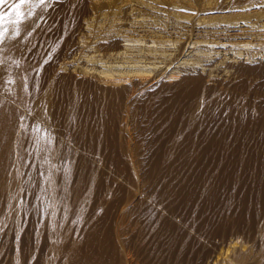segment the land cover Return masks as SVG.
I'll list each match as a JSON object with an SVG mask.
<instances>
[{
    "label": "rangeland",
    "instance_id": "rangeland-1",
    "mask_svg": "<svg viewBox=\"0 0 264 264\" xmlns=\"http://www.w3.org/2000/svg\"><path fill=\"white\" fill-rule=\"evenodd\" d=\"M82 1L87 2L90 6L97 7L86 13L81 6ZM116 1L47 0V2L41 3L43 5L48 4V11L45 12L47 13L45 15L38 8L40 0H33L31 4L25 3L21 6L19 10L22 13L20 23H13L17 20L14 6L19 0H0L3 8H1L0 16L4 17L0 21V30H7L1 45L4 53L0 57V69L2 68V81L5 80V82L0 86L2 92L0 99L4 101L3 103L12 104L11 107H14V109L16 107L22 116L20 119L16 118L15 123H13L15 135H13L11 144V150H13L11 152H14V154L10 157L8 172L5 169L3 173H0V264H69L68 259L79 260L77 263L83 264L85 259L90 257L98 259L99 256L104 258V264H159L162 261L160 258L152 259L149 263V260L146 261L144 257L147 252L152 253L150 258L153 256V251L155 250H153V247H155L156 238L161 233L162 225L158 222H147L142 213V215H138V218H133V216L127 215L124 211V209H132L137 204L140 205V203L148 205L150 208H155V213L160 214V218L164 217L162 222H172L171 225L174 227L175 232L179 229L186 236L192 238V245L186 248V255L183 252L180 254V256L183 257L184 255V257L186 256L189 259L185 260V258L182 261L184 264L185 261H187L186 264H200L199 259L204 254V250L207 251L206 246L208 245L206 243L207 240L201 236H203V233L207 235L206 233L211 229L218 231L220 234L225 230L230 236L233 234L232 237H236L238 241L236 249L229 253V257L225 258L226 264H264V136L260 131L257 132L251 123L249 124L254 108L263 106L264 112V73L255 72L253 75V72L245 75V73L241 72L245 71L246 68L264 67V0H231V4L227 5L228 8L224 7L194 14L190 11H173L158 7V4L153 2V0ZM100 5L104 7L98 8ZM121 11H125V13L121 15ZM178 13L189 17L188 21L191 19L193 21V18L197 16V19H201L206 23L201 25L195 22L196 24L194 23L193 26L192 23L174 19L173 16L178 15ZM142 15L145 17H139ZM166 15H168V18L163 19ZM152 16H163L160 17V20H163L164 24L173 19L177 20L176 23L168 25L169 30L167 34H164L165 37L169 36L172 40L179 37L178 33L183 34L186 30H190V27H193L190 40L192 42H200L197 45H203L204 49L210 48L215 52L217 51L219 55L214 57L215 59L212 61L222 69L225 68L223 71L231 72L228 74L225 72L221 73L223 76L227 75L226 78L224 76V80L226 79L227 81L229 77L232 78L231 80L228 79V82H223V86H219V89L221 88L222 90H218V87L215 88L216 90L213 94L216 93L218 95L217 106L221 108L222 112L211 116V118L209 117V119L208 117H203L201 113L203 106L210 105L213 100H207L208 103L206 101L203 103L202 101L200 104H176L173 107L174 109L170 110H173L172 114L175 119L172 117L166 118V123L163 120L162 122L165 124H161L160 127L153 118L144 117L142 110L149 111L152 108H161V104H155L150 101L158 98V96L172 95L175 89L167 90V92L163 90L156 91L151 94L152 97H149L148 91L150 92L154 88L151 83L142 85L137 90L135 89L134 93L124 99V104L112 105V108H120L125 115L123 120L119 122V133L111 132L110 134L109 132V135L113 139L120 135L123 141L122 147L126 154L120 158L124 160L128 171L130 170L131 183H129L119 177V172L116 170V164H113L112 156L108 155L101 147L104 145H101L96 153L89 150L91 147L89 142L94 133L99 136L101 144L106 141V129L102 126L104 124L92 115L94 104L90 106L87 101L83 103L80 120L69 125L70 128L74 127L75 130L78 128L79 133L76 131L78 141L76 142L72 135L64 131H62L63 133L61 132V121V126L58 124L51 125V122H48L45 117L43 119L39 117L38 112L44 110V107L47 106L52 90V86L48 87V85L50 79L55 80L57 75L66 77L69 80L68 93L78 99L79 92L83 93L84 91L82 87L75 85L74 76L69 75V73L73 71V68L83 69L88 67L90 69V65L83 66L86 61L85 58L94 54L96 46L102 44L105 36L115 31V27L120 26L123 27L120 31H128L129 33H123L124 36L130 35L132 41H136L135 43H138L139 39H143V42H150L154 33H163L162 27L158 26V23H151V21L156 19ZM148 17H150V20ZM134 22L135 25L132 24ZM134 26L136 28H133ZM17 31L19 35H16ZM208 36L213 37L206 38ZM120 40L127 39L122 38ZM165 40L166 38H163L162 41ZM208 40L218 42V44L208 48L206 47ZM120 44L123 46L127 42ZM243 44H246V47H243ZM192 45L193 43L189 45L188 52L192 50ZM170 47L169 45L157 46L156 53H168L170 52ZM122 48V51H125L136 47L123 46ZM139 48L147 51L155 49V47L143 48L140 45ZM188 52L182 58V61L186 59V66L190 64L187 68L206 71L207 67L203 68L200 64L197 65L198 60L197 62L193 61V59H196L193 54L200 56L198 59L202 60L206 59L205 53L203 54L204 57H202V54H195L194 52L188 56ZM125 60H123V63L112 64V66L118 68L117 75L121 73L130 74L134 69H129V67H144L143 64H132L128 62L129 59ZM28 65L34 70V78L36 77V70H39V76L36 80L38 91L35 96L30 94L29 88H27L28 76L25 70ZM230 65H233V68ZM99 66L100 64L97 65V67ZM177 66V64L173 65V68H177ZM145 67L151 71L149 65ZM234 67H237L238 72L235 70L236 74H234ZM173 70L160 69L158 71H160L162 78ZM239 70L241 71L239 72ZM51 71H53V74L50 79L43 78ZM152 72L157 73V71L153 70ZM232 74L234 76H231ZM239 75L242 76L240 77ZM130 78L132 76L122 77L121 79H125L124 84L128 85V79ZM218 91L219 94H217ZM141 104L143 107L140 106ZM107 105L99 104V109H105ZM72 106L73 104H66L68 113L75 115ZM247 114L249 117L246 116ZM29 116L30 121L36 124L34 126H39L44 135H46V132L48 134L44 137H47L46 140L44 139L49 150V153H47L49 156H47H51L57 166L62 162L60 161L61 154H65L67 164L71 163L72 165V174L74 173L72 177L76 179L78 176V178L80 177L84 180V190H80L82 186L79 182L78 194L73 189L66 192L67 199L64 197L63 201L65 202L66 200L64 205L59 203L56 198L58 189L51 184L48 177L49 173L43 175L39 173V162L36 163L37 160H34L36 159L33 158L34 155L30 154L27 161V165L29 163L30 167L33 169L35 167L34 170L32 168L28 169L31 172V174L29 173L30 177L32 176L31 178L25 175L23 168H20L18 164V159L21 155L20 150L26 148L29 144L28 140L22 137L23 124L21 118H28ZM215 117L218 118L216 119ZM213 119L216 120L214 121ZM152 121H155V124ZM83 131L86 133H83ZM88 134H90V137ZM87 136L89 138L87 140L86 138L84 139ZM75 144H78V147ZM137 145V148H140L138 152L134 151ZM53 149L55 153H53ZM63 164H65L64 161ZM158 172L161 173L159 174ZM38 179L40 180L38 181ZM122 187H125V190ZM120 190H123V192ZM73 191L76 194H74L75 196ZM124 192L125 194L128 192L130 196L134 195L132 200L120 208L118 207L120 206L119 203L126 196ZM160 192L162 195L164 192L165 196H162ZM166 195L168 197L172 195L173 197H170V200ZM160 198L161 201L164 200L166 202L165 204L171 202V210L174 213L175 210L177 211L175 218L168 219L163 209L164 205L161 206L158 203L156 205ZM113 202L116 203L113 204ZM93 208H95V211ZM105 216H108L107 222L104 219L105 223H102V218ZM185 216L186 221H188V218L197 219L195 225H187L185 221L183 222ZM60 217L66 218V220L63 219L62 222ZM52 222L58 224L56 226L57 231L51 225ZM247 223L250 226L252 223L254 224L253 231L249 232L247 230ZM95 225H97L96 228L100 229V232L102 227H104L100 236L102 235L106 238L108 236L110 244L113 246L112 251L109 252L107 250L99 254H92L84 246L81 249L82 251L77 252L78 248L76 250L75 248L83 243L82 241ZM226 227L227 229H225ZM104 230L105 234H103ZM130 237H132L133 243H131L129 249H126L122 246V243L127 241V239L130 240ZM227 243L222 244V252L228 246ZM140 248L142 251H140ZM137 251L142 255L140 253L139 255L136 254ZM86 255L88 256L86 257ZM175 260L160 264H177L178 261L176 260L175 262ZM178 263L181 264V262Z\"/></svg>",
    "mask_w": 264,
    "mask_h": 264
},
{
    "label": "bare ground",
    "instance_id": "bare-ground-1",
    "mask_svg": "<svg viewBox=\"0 0 264 264\" xmlns=\"http://www.w3.org/2000/svg\"><path fill=\"white\" fill-rule=\"evenodd\" d=\"M47 2V0H45ZM119 0H117L116 2H118ZM231 0H153V2H156V4H158V7L161 8H167L173 11H190L191 13H196V12H203V11H207V10H214V9H222V8H226L227 5H229ZM237 1V0H236ZM33 2V0H29L28 5L31 4ZM115 2V3H116ZM231 4V3H230ZM1 5L2 3L0 2V11H1ZM81 6L83 8V10L87 13L88 11L93 10L94 6H90L87 2L82 1L81 2ZM48 4H41L39 5V10L40 12H44V14L46 15L47 13H45L46 11H48L47 9ZM104 6H98V8H103ZM34 8V7H31ZM30 8V9H31ZM228 8V7H227ZM3 9V8H2ZM85 13V14H86ZM125 13V11H121V15H123ZM144 18L145 16H139ZM151 17V16H150ZM150 17H148V19L150 20ZM155 17L156 19L151 21V23H158V26L162 27V31L163 33L161 34H156L154 33L152 35V40L150 42H143V39H139L137 42L136 41H132V37H130V35H125L123 33V31H120L123 27L117 26L114 28L115 31H113L112 33H109L107 36H105L104 42L98 46H96L94 54L91 56H87L85 59L86 61L83 63V66L85 65H90L91 68L88 69V67L85 68H73V71L71 73H69V75H73V81L75 83V85L77 87H82L83 91L85 92H79V101L76 97H74L72 94H69V86H70V82L69 80H67L66 77H59L58 75L56 76L55 80L54 79H50V77L53 74V71L47 73L43 78H49L50 79V83L48 85V87L52 86V90H51V96L48 99V103L47 106L44 107V110H41L38 112L39 117H41L42 119L45 117V119L48 122H51L50 124L52 125H59L60 121L62 122V127H61V132H67L70 135H72V137L74 138L75 142L78 141V137L77 132H78V128L77 130H75V128H70V123H75L76 121L80 120V114L82 113V104L89 102L90 106L91 104H94V110L92 111V115L95 118H98V120L102 121V123L104 125L103 128L106 129V135H105V143L103 141L104 144H101V142H99V136L94 133L92 136V140L90 139L89 142V146H91L89 148V150L94 153H96V151L99 149V147L101 146L103 147V150H105L106 153H108V155L110 154L112 156V161L113 164H116V170L117 172H119V177L122 178L123 181L125 182H130V170L128 171V168L124 162V160H121V156L123 157V155H125L126 153L123 150V141L119 136L114 137L116 139H113V137H111L109 135V132L111 134V132L113 133H119V122L120 120H123L124 118V114L122 113L120 108H112L113 104H124V99L127 98L131 93H134V91H136L137 89H139L142 85L151 83L154 85V88L152 90H150V92L148 91V96L152 97V93L156 92V91H160L163 90L164 92H167V90L170 91V89H175L174 93L172 95H167L166 96H158V98H152L153 100L150 102H153L155 104H161V108L160 107H156V108H152V110H142L143 112V116L147 117L149 116V118H153L154 120L157 121L158 125L161 127V124H165L167 120L166 118H173V114L172 111H170L171 109H174V105L176 106V104H200L202 101L203 103L207 100H213L211 102L210 105L207 106H203V111H202V116L203 117H209L211 118V116L217 115L218 113L220 114V112H222L221 108L217 106L218 104V95L213 94V92L216 90L215 88L223 84V82L226 81V79L224 80V76L223 72L225 73H231V72H226L225 70L223 71V69L225 68H221L220 66L215 65L214 64V57H217L219 54L217 53V51H213L211 50L209 47H213V45H217L218 42H214V41H207V45L206 47H208L209 49H204L203 45H197L198 43L200 44V42L196 41V42H192L190 40V37L192 36L191 33H193V27H190V30H186L183 34L182 33H178L177 35H179L178 38L172 40L169 36L165 37L164 34H167L168 32V25L172 24V23H176L177 20L180 21H185L187 23H192L194 26V23L196 22L197 24H203L206 22H203V20L201 19H197V16H195L192 21V19L190 21H188L189 17L184 16L183 14L178 13V15H174L173 18L177 19L176 21L173 19L171 21H168L164 24L163 20H160V17L163 16H152ZM168 15H166L163 19H167ZM213 20V19H211ZM210 20V21H211ZM195 23V24H196ZM133 25H135V22L132 23ZM128 25V24H127ZM126 25V26H127ZM190 26V25H189ZM133 28H136V26H134ZM2 31V29L0 30ZM181 31V30H178ZM183 32V31H182ZM129 33V32H128ZM213 36H208L206 38H212ZM125 38L127 40H123L121 41L120 39ZM163 38H166L165 41H162ZM140 40H142V42H140ZM206 40V39H205ZM122 42H127L126 45L123 46H129V47H133L135 46L136 48H132L130 50H123V46L120 44ZM204 42V41H203ZM3 41L0 42V57L3 55L4 53V49L3 47H1ZM135 43V44H133ZM193 43V45L191 46V51L188 52L189 50V45H191ZM224 43V42H223ZM242 44V43H241ZM240 44V45H241ZM140 47L143 48H153L155 47L154 50H150L147 51L145 49H140ZM171 46L170 47V52L168 53H156V47L157 46ZM197 45V46H196ZM239 45V44H238ZM246 44H243L242 46L244 47ZM220 46V45H219ZM224 46V45H223ZM240 47V46H239ZM246 47V46H245ZM249 47V46H247ZM195 50V51H194ZM241 50V49H240ZM246 50V49H245ZM131 51V52H130ZM187 53V55L189 56L191 53H199L202 54V57H206V59H198L200 56L198 55H194L193 57L196 59H193V61L198 60V64H200V66H202L203 68L207 67L206 71H198V70H193L189 69L187 67H189L188 64L186 66V59H184L185 61H182V58L185 57V54ZM135 53V54H134ZM205 53V55L203 56V54ZM208 53V54H206ZM192 57V58H193ZM125 59H129L128 62L129 63H139V64H143L144 67H129V69H134L130 74L129 73H121L118 74V68L115 66H112V64H119L120 62L123 63V60ZM192 60V59H191ZM126 61V60H125ZM190 61V60H189ZM191 62V61H190ZM188 62V63H190ZM126 63V62H125ZM195 63V62H194ZM99 67H97V65H99ZM178 65L177 68H173V65ZM221 64V63H220ZM219 64V65H220ZM229 64V63H228ZM108 65V66H107ZM146 65H149V67L151 68L149 71L147 67H145ZM184 65V66H181ZM193 65V63H192ZM234 65V64H233ZM233 65H230L231 68H233ZM199 66V67H200ZM193 67V66H192ZM197 67V66H196ZM224 67V66H222ZM226 67V66H225ZM229 67V66H228ZM238 67V66H237ZM236 67V68H237ZM230 68V69H231ZM234 67V71L236 69ZM242 68V67H241ZM172 70L173 71L167 73L164 77L161 78V74L159 73L160 71L158 70ZM198 69V68H197ZM222 69V70H221ZM239 69V68H238ZM14 70V69H13ZM153 71H157V73L152 72ZM7 71V70H6ZM232 71V70H230ZM236 71L234 74H236ZM241 70H239L240 72ZM8 72V71H7ZM33 68L28 65L26 67L25 73L28 76V81H27V85L29 88V92L30 94H32L33 96H35V93L38 91L37 89V77L39 76V70H36V77L34 78L33 75ZM238 72V71H237ZM242 73L249 74V73H253V75L255 74V72H262L264 73V67L263 68H254V69H245V71H241ZM2 68L0 69V86L2 85L4 81H2L3 76H2ZM40 73H42V71H40ZM152 73V74H151ZM256 73V74H257ZM7 74V73H6ZM5 74V75H6ZM221 74V75H220ZM263 75V74H262ZM261 75V76H262ZM127 76H132V78L128 79V85L124 84V81H126L125 79L122 80L121 78L123 77H127ZM150 76H152L151 78H149ZM227 76V75H226ZM225 76V78H226ZM230 76V75H229ZM228 76V77H229ZM231 76H234L233 74ZM240 76V75H239ZM242 76V75H241ZM240 76V77H241ZM227 77V78H228ZM236 77V76H235ZM247 77V76H245ZM258 77V76H257ZM232 77H229L228 79L231 80ZM234 78V77H233ZM165 79V80H164ZM228 79L226 82H228ZM247 79V78H246ZM245 79V80H246ZM243 82V81H242ZM248 82V81H247ZM263 82V79H262ZM225 84V83H224ZM230 84V83H229ZM245 84V82H244ZM242 84V85H244ZM264 85V83H263ZM223 86V85H222ZM228 86V85H227ZM2 88V87H1ZM42 88V86H41ZM136 89V90H135ZM27 90V89H26ZM166 90V91H165ZM222 90V89H221ZM262 90V88H261ZM161 91V92H163ZM59 92H61V94H59ZM1 90H0V97H1ZM87 93V94H86ZM163 94V93H162ZM219 94V91L218 93ZM221 94V93H220ZM154 95V94H153ZM215 95V96H214ZM32 96V97H33ZM147 96V97H148ZM156 96V95H155ZM217 97V98H216ZM3 98V97H2ZM31 98V97H30ZM33 99V98H31ZM151 100V99H150ZM148 101V100H147ZM4 101H2V99H0V173L6 169L8 166L10 165L9 161H10V157H12V154H14V152H11V147H12V140H13V135H15L13 132V123H15V119L22 117L18 112V109L15 107H11L12 104H6L3 103ZM145 103V102H144ZM202 103V104H203ZM208 103V102H207ZM66 104H73L72 109H73V113H75V115H70V113H68L67 111V107ZM99 104H108L105 109H99ZM137 104V103H136ZM147 104V103H145ZM150 104V103H148ZM206 104V103H205ZM221 104V103H220ZM84 105V104H83ZM135 105V104H134ZM138 105V104H137ZM142 106V104L140 105ZM147 106V105H146ZM186 106V105H185ZM103 107V106H101ZM139 107V106H138ZM143 107V106H142ZM148 107V106H147ZM27 108V107H26ZM151 108V106H150ZM149 108V109H150ZM70 109V108H69ZM137 109V108H136ZM145 109V108H144ZM140 110V109H139ZM184 110V109H183ZM31 111V109H30ZM72 111V110H71ZM136 112V111H135ZM182 112V111H181ZM47 113V114H46ZM175 113V112H174ZM141 114V113H140ZM177 114V113H175ZM174 114V115H175ZM182 114V113H181ZM35 115V114H34ZM156 115V116H155ZM72 116V117H70ZM154 116V117H153ZM247 117L248 114L246 115ZM134 117V116H133ZM148 118V119H149ZM181 118V117H180ZM216 119L218 117H215ZM246 118V117H245ZM82 119V118H81ZM147 119V120H148ZM175 119V118H173ZM172 119V120H173ZM215 119V120H216ZM221 119V118H220ZM248 119V118H247ZM250 122L254 127V129L257 130V132H261V134L264 136V112H263V106H259L257 108L253 109V113L250 116ZM165 121V123H163L162 121ZM214 120V119H213ZM214 120V121H215ZM181 121V120H180ZM213 121V122H214ZM21 122L23 124V131L22 134L25 138V140L27 139L29 144L26 148H23L20 150L19 152V159H18V164L20 165V168H23L22 170H24L25 175L30 177L31 172L28 171V169L32 168L30 167L31 165L28 163L27 165V161L29 159V155L32 154L34 155L33 158H36L34 160H37L36 163H38V168H39V173H41V175L45 174V173H49L48 177L50 178L51 184H53V187L58 189V195L56 198L58 199L59 203H62L63 205L66 204V200L65 202L63 201V199L66 198V192L75 190V192H79V182L81 183V189L80 190H84V180L81 179L80 177L78 178V176L76 177V179L72 176H74L72 174V165L71 163L67 164V159L65 154H61L60 157V161L61 164L56 166V162L55 160L47 153H49L48 150V145L46 144V141H44V139L46 140V138H44L46 135H44V132L42 133V131L40 130V127L38 128L37 126H34L36 124H34L32 121H30V116L28 118H21ZM39 122V121H38ZM65 122V123H64ZM80 122V121H79ZM155 122V121H154ZM152 121V123H154ZM162 122V123H161ZM168 122V121H167ZM209 122V121H208ZM242 122V121H241ZM77 123V122H76ZM180 123V122H179ZM206 123V122H205ZM244 123V122H243ZM155 124V123H154ZM15 125V124H14ZM43 125V124H42ZM73 125V124H72ZM77 125V124H76ZM79 125V124H78ZM84 125V124H83ZM153 125V124H152ZM173 125V124H172ZM210 125V124H209ZM82 126V125H80ZM157 126V125H156ZM158 126V128H159ZM174 126V125H173ZM179 126V125H178ZM182 126V125H181ZM77 127V126H76ZM83 127V126H82ZM210 127V126H207ZM244 127V126H242ZM157 128V127H156ZM167 128V127H166ZM171 128V127H170ZM251 128V126H250ZM42 129V128H41ZM178 129V128H177ZM43 130V129H42ZM46 130V129H45ZM80 130V129H79ZM84 130V129H83ZM152 130V129H151ZM154 130V129H153ZM160 130V129H158ZM60 131V130H59ZM77 131V132H76ZM81 131V130H80ZM198 131V130H197ZM21 132V131H20ZM85 131H83L84 133ZM153 132V131H152ZM159 132V131H158ZM177 132V131H175ZM63 133V132H62ZM79 133V132H78ZM81 133V132H80ZM86 133V132H85ZM66 134V133H65ZM160 134V133H159ZM163 134V133H162ZM172 134V133H171ZM180 134V132H179ZM79 135V134H78ZM90 134H88L89 136ZM153 135V134H152ZM174 135V134H173ZM81 136V134H80ZM79 136V137H80ZM85 136V135H83ZM84 137V139L86 138V140L90 137ZM115 136V134H114ZM144 136V135H143ZM147 136V135H146ZM149 136V135H148ZM171 136V135H170ZM161 137V136H159ZM165 137V136H164ZM253 137V136H252ZM16 138V137H15ZM23 138V139H24ZM50 139V137H48ZM71 138V137H70ZM142 138V137H141ZM53 139V138H52ZM81 139V138H80ZM83 139V137H82ZM81 139V142H82ZM83 139V142H84ZM172 139V138H171ZM101 140V139H100ZM151 140V139H150ZM170 140V139H169ZM261 140V139H260ZM26 142V141H25ZM142 142V141H141ZM150 142V141H149ZM183 142V141H182ZM21 143V142H20ZM78 143V142H77ZM88 143V141H87ZM49 144V143H48ZM81 144V143H80ZM79 144V146H80ZM84 144V143H83ZM82 144V145H83ZM148 144V143H147ZM175 144V143H174ZM27 145V144H26ZM76 145V144H75ZM78 145V144H77ZM76 145V146H77ZM151 146V144H149ZM155 145V144H153ZM182 145V144H181ZM56 146V145H55ZM85 146V145H83ZM149 146V147H150ZM165 146V145H164ZM255 146V145H254ZM78 147V146H77ZM82 147V146H81ZM138 145L136 146V148L134 149V151L138 152V150L140 148H137ZM141 147V146H140ZM148 147V148H149ZM153 147V146H152ZM16 148V147H15ZM50 148V147H49ZM55 148V147H54ZM151 148V147H150ZM159 148V147H158ZM85 149V147H84ZM152 149V148H151ZM150 149V150H151ZM133 150V149H132ZM160 150V149H159ZM55 150L53 149V153ZM134 151H132L134 153ZM153 151V150H152ZM18 152V151H17ZM52 152V151H51ZM50 152V153H51ZM91 152V153H92ZM16 153V152H15ZM89 153V152H88ZM93 153V154H94ZM99 153V152H98ZM105 153V154H106ZM151 153V152H150ZM159 153V152H158ZM162 153V152H161ZM168 153V152H166ZM104 154V152H103ZM48 155V156H47ZM53 155V154H52ZM56 155V154H55ZM154 155V154H153ZM152 155V156H153ZM110 156V158H111ZM136 156V155H135ZM28 157V158H27ZM57 157V156H54ZM16 158V157H15ZM62 158V159H61ZM56 159V158H55ZM59 159V158H57ZM65 159V160H64ZM160 160V159H159ZM63 161L65 164H63ZM111 161V159H110ZM148 161V160H147ZM157 161V160H156ZM167 161V160H166ZM31 162V161H30ZM181 162V161H180ZM12 163V162H11ZM60 163V162H59ZM138 163V162H137ZM156 163V162H155ZM161 163V162H160ZM168 163V162H166ZM62 164H63V168H62ZM67 164V165H66ZM17 165V164H16ZM33 165V164H32ZM111 165V164H110ZM171 165V164H170ZM55 166V167H54ZM151 166V165H150ZM19 167V166H18ZM17 167V168H18ZM114 167V165H113ZM62 168V170H61ZM170 168V167H169ZM9 169V168H8ZM12 169V168H11ZM10 169V170H11ZM19 169V168H18ZM33 169V168H32ZM35 169V167H34ZM33 169V170H34ZM213 169V168H212ZM9 170V171H10ZM38 170V169H37ZM149 170V169H148ZM147 170V172H148ZM150 171V170H149ZM160 171V170H159ZM8 172V171H7ZM154 172V171H153ZM12 173V172H9ZM7 173V174H9ZM30 173V174H29ZM38 173V174H39ZM116 173V172H114ZM156 173V172H155ZM154 173V174H155ZM159 173V172H158ZM161 173V172H160ZM159 173V174H160ZM33 174V173H32ZM37 175V173H35ZM51 174V176H49ZM213 174V173H212ZM10 175V174H9ZM13 175V174H11ZM24 175V176H25ZM47 175V174H46ZM77 175V174H76ZM118 175V174H117ZM147 175V173H146ZM145 175V176H146ZM15 176V175H14ZM26 176V177H27ZM35 176V175H34ZM1 177V175H0ZM12 177V176H11ZM32 177V176H31ZM30 177V178H31ZM83 177V176H82ZM166 177V176H165ZM13 178V177H12ZM34 178V177H33ZM32 178V179H33ZM39 178V176H38ZM159 178V177H158ZM168 178V177H166ZM37 179V178H36ZM35 179V180H36ZM45 179V178H44ZM147 179V178H146ZM31 180V179H30ZM40 179H38L39 181ZM86 180V179H85ZM132 180V179H131ZM161 180V179H160ZM88 181V180H87ZM85 181V182H87ZM172 181V180H171ZM20 182V181H19ZM37 182V181H36ZM2 183V182H1ZM40 184V182H38ZM88 183V182H87ZM161 183V181H160ZM6 184V183H4ZM29 184V183H28ZM35 184V183H34ZM46 184V183H45ZM122 184V183H121ZM120 184V185H121ZM33 185V184H32ZM129 185V184H128ZM132 185V184H131ZM158 185V184H157ZM160 185V184H159ZM163 185V184H162ZM6 186V185H5ZM8 186V185H7ZM27 186V185H26ZM114 186V185H113ZM175 186V185H174ZM1 187V186H0ZM87 187V186H86ZM126 187V186H125ZM124 187V188H125ZM121 188V187H120ZM123 188V187H122ZM123 188V189H124ZM32 189V188H31ZM35 189V188H34ZM52 189V188H51ZM117 189V188H116ZM130 189V188H129ZM129 189H127L129 191ZM151 189V188H150ZM24 190V189H23ZM29 190V189H28ZM56 190V189H55ZM78 190V191H77ZM125 190V189H124ZM161 190V189H160ZM86 191V190H85ZM118 191V190H117ZM123 192V190H120ZM132 191V190H131ZM152 191V190H151ZM154 191V190H153ZM164 191V190H163ZM57 192V191H55ZM54 192V193H55ZM75 192L73 191V195L75 194ZM121 192V194H122ZM149 192V191H148ZM155 192V191H154ZM152 192V193H154ZM10 193V192H9ZM35 193V192H34ZM117 193V192H115ZM119 193V192H118ZM151 193V194H152ZM161 193V192H160ZM175 193V192H174ZM173 193V195H174ZM181 193V192H180ZM78 194V193H77ZM92 194V193H91ZM125 194V192H124ZM155 194V193H154ZM157 194V193H156ZM166 194V193H165ZM171 194V193H170ZM54 195V194H53ZM76 195V194H75ZM74 195V196H75ZM114 195V194H113ZM123 195V194H122ZM126 196L120 201L118 207L121 208L122 205L126 204L127 202H129L130 200H132V196L134 194H132L130 196V194L128 192H126L125 194ZM153 195V194H152ZM151 195V196H152ZM159 195V194H158ZM157 195V196H158ZM162 195V193H161ZM164 195V192H163ZM162 195V196H163ZM5 196V195H4ZM3 196V197H4ZM44 196V195H43ZM71 196V195H70ZM78 196V195H77ZM120 196V195H119ZM124 196V195H123ZM156 196V195H155ZM161 196V197H162ZM165 196V195H164ZM167 196V195H166ZM1 197V196H0ZM46 197V196H45ZM44 197V198H45ZM65 197V198H64ZM68 197V196H67ZM113 197V196H112ZM117 197V196H116ZM147 197V196H146ZM168 197V196H167ZM170 197H173L172 195H170ZM170 197H168V199H170ZM70 198V197H69ZM73 198V196H72ZM96 198V197H94ZM98 198V197H97ZM177 198V197H176ZM33 199V198H32ZM38 199V198H37ZM67 199V198H66ZM83 199V198H82ZM156 199V198H155ZM96 200V199H95ZM110 200V199H109ZM138 200V199H137ZM154 200V199H153ZM171 200V199H170ZM118 201V200H117ZM155 201V200H154ZM174 201V200H173ZM181 201V200H180ZM57 202V201H56ZM134 202V201H133ZM139 202V201H138ZM141 202V200H140ZM177 202V201H176ZM69 203V202H68ZM74 203V202H73ZM95 203V201H94ZM93 203V204H94ZM116 202H113V204ZM161 205L163 206L164 212L167 214V218L171 219V218H175L176 217V210L175 213L174 211L171 210V206L170 203L165 204L166 202L161 201H157L156 205ZM183 204V202H181ZM131 204V203H130ZM173 204V203H172ZM27 205V204H26ZM33 205V204H32ZM46 205V204H45ZM97 205V204H96ZM95 205V206H96ZM117 205V204H116ZM20 206V205H19ZM40 206V205H39ZM68 206V205H67ZM135 206V204H134ZM146 206V207H145ZM155 206V205H154ZM160 206V207H161ZM186 206V205H185ZM54 207V206H53ZM81 207V206H80ZM111 207V206H110ZM152 207V206H151ZM157 207V206H156ZM178 207V206H177ZM4 208V207H3ZM62 208V207H61ZM127 208V207H126ZM159 208V207H158ZM67 209V208H66ZM76 209V208H75ZM155 208H150L148 205H144V204H137L134 208L126 210L124 209V211L126 212L127 215L133 216V218H138V215H142L145 217V219L147 220V222L149 223H154V222H158L159 224H161V233L158 235V237L156 238V243H155V247H153V256L150 258V256L152 255V253L147 252L145 255V259L146 261L149 260V263L152 259H157L160 258L162 259V261L160 263H169L171 260L174 261V259H176L178 262H181V264H184L182 261L185 260H189L186 256L183 257L180 256V254L183 252L184 254L186 253V248L192 245V238L186 236L184 233H182L179 229L174 230V227L171 225L172 222H165L162 220H164L163 218H160V214L155 213ZM260 209V208H259ZM46 210V209H45ZM93 210L95 211V208H93ZM92 210V211H93ZM123 210V209H122ZM162 210V209H161ZM186 210V209H185ZM1 211V210H0ZM8 211V210H7ZM53 211V210H52ZM58 211V210H57ZM64 211V210H63ZM62 211V212H63ZM73 211V210H72ZM233 211V210H232ZM29 212V211H28ZM37 212V210H36ZM66 212V211H65ZM68 212V211H67ZM54 213V212H53ZM74 213V212H73ZM112 213V212H111ZM142 213V214H141ZM185 213V212H184ZM72 214V213H71ZM93 214V213H92ZM110 214V213H109ZM64 215V214H63ZM185 215V214H184ZM188 215V214H187ZM55 216V215H54ZM60 216V215H59ZM93 216V215H92ZM142 216V218H143ZM64 217V216H63ZM61 218L62 222L63 219L66 220V218ZM141 217V216H140ZM139 217V218H140ZM193 217V216H192ZM8 218V217H7ZM185 219L183 220V222L185 221V223L188 225H195V222L197 221V219L195 220V218H188V221H186V216L184 217ZM93 219V218H92ZM101 219V218H100ZM104 219L106 221V219H108V216H105L102 218V223L104 222ZM131 219V218H130ZM45 220V219H44ZM113 221V220H111ZM173 221V220H172ZM181 221V220H180ZM235 221V220H234ZM89 222V221H88ZM107 222V221H106ZM182 222V221H181ZM28 223V222H27ZM90 223V222H89ZM182 224V223H181ZM184 224V223H183ZM246 224V223H245ZM11 225V224H10ZM41 225V224H40ZM51 225L53 227H55L58 225L57 223L52 222ZM69 225V224H68ZM104 225V224H102ZM154 225V224H153ZM215 225V224H214ZM247 230H249V232L253 231L254 229V224L252 223L251 226L250 224H248ZM15 226V225H14ZM61 226V225H60ZM97 225L95 226H91V230L89 231L88 235L84 238V240L82 241L84 243V245L80 244L79 247H76L75 250L77 252H80V250L85 246L87 248V250L89 249L90 252L92 254H99L101 252H106L107 250L109 252L112 251V247L111 246V242L110 239H108L105 236H100V234L103 232V228L102 227V231L100 232L99 228H96ZM108 226V225H107ZM147 226V225H146ZM152 226V225H150ZM211 226V225H210ZM39 227V226H38ZM106 227V226H105ZM191 227V226H190ZM236 227V226H235ZM40 228V227H39ZM59 228V227H57ZM63 228V227H62ZM89 228V227H88ZM146 228V227H145ZM148 228V227H147ZM152 228V227H151ZM176 228V227H175ZM186 228V227H185ZM239 228V227H238ZM50 229V228H49ZM106 229V228H105ZM149 229V228H148ZM192 229V228H191ZM200 229V228H199ZM209 229V228H208ZM207 229V230H208ZM227 229V227L225 228ZM16 230V229H15ZM152 230V229H150ZM53 231V230H52ZM51 231V232H52ZM61 231V230H60ZM65 231V230H64ZM183 231V230H182ZM63 232V231H62ZM109 232V231H108ZM202 232V231H201ZM154 233V232H153ZM206 233V232H205ZM239 233V232H238ZM62 234V233H61ZM68 234V233H67ZM105 234V230L104 233ZM150 234V233H149ZM207 235L201 236L203 239L205 238L207 240L206 243H208L207 247V251L204 250V254L201 256V258L199 259V263L200 264H226V257H229V253H231L232 251H234V249H236L237 246V239L236 237H232V235L230 236L225 230H223L221 232V234L214 230L211 229L210 231H208V233H206ZM63 235V234H62ZM57 236V235H56ZM198 236V237H200ZM252 236V235H251ZM133 237V236H132ZM127 239V241L123 242L122 246L125 247L126 249H129V247L131 246V243H133V241ZM137 237V236H136ZM156 237V236H154ZM64 238V237H63ZM68 238V237H67ZM197 238V237H195ZM57 239V238H56ZM82 239V238H81ZM45 240V238H44ZM71 240V239H70ZM144 240V239H143ZM35 241V240H34ZM38 241V240H36ZM58 241V240H57ZM64 241V239H63ZM227 241H229V243H227ZM201 242V241H199ZM204 243V242H203ZM205 243V244H206ZM224 243H227V247L226 249L223 250V252L221 251V246L222 244L224 245ZM149 244V243H148ZM204 244V245H205ZM24 245V244H23ZM52 245V244H51ZM62 245V244H61ZM143 245V244H142ZM141 245V246H142ZM47 246V245H46ZM70 246V245H69ZM151 247V246H150ZM209 247V248H208ZM66 248V247H65ZM183 248V249H182ZM203 249L205 247H202ZM47 249V248H46ZM60 249V248H59ZM85 249V248H84ZM132 249V247H131ZM135 249V248H134ZM206 249V248H205ZM74 250V251H75ZM82 251V250H81ZM130 251V250H129ZM140 251L141 248H140ZM206 251V252H205ZM143 252H145L143 250ZM30 253V252H29ZM140 252L137 251L136 254L139 255ZM74 254V252H73ZM88 254V253H87ZM109 254V253H108ZM141 254V253H140ZM201 254V253H200ZM234 254V253H233ZM76 255V254H75ZM80 255V254H79ZM82 255V254H81ZM91 255V254H90ZM111 255V254H110ZM142 255V254H141ZM186 255V254H185ZM35 256V255H34ZM73 256V255H72ZM88 255H86L87 257ZM94 256V255H93ZM97 256V255H96ZM104 256V255H103ZM136 256V255H135ZM221 256V257H220ZM69 257V256H68ZM77 257V256H76ZM98 257V256H97ZM138 257V256H137ZM78 258V257H77ZM221 258V259H219ZM39 259V258H38ZM62 259V258H61ZM140 259V258H139ZM57 260V259H56ZM69 260V264H79L77 263L78 261L72 260V259H68ZM175 260V262H176ZM83 261V260H82ZM145 261V260H144ZM192 261V259H191ZM159 262V261H158ZM172 262V261H171ZM174 262V263H175ZM177 264H180L178 263ZM187 261H185L186 264ZM24 263V262H23ZM159 263V264H160ZM83 264H104V258L102 256H99L98 259H95L93 257H90L88 259H85ZM126 264V263H125ZM148 264V263H147ZM158 264V263H157ZM190 264V263H189Z\"/></svg>",
    "mask_w": 264,
    "mask_h": 264
},
{
    "label": "snow or ice",
    "instance_id": "snow-or-ice-1",
    "mask_svg": "<svg viewBox=\"0 0 264 264\" xmlns=\"http://www.w3.org/2000/svg\"><path fill=\"white\" fill-rule=\"evenodd\" d=\"M29 0H19V2L14 6V10L16 11V16H17V20L14 21L13 23H20V18L22 16V13L19 11L21 6L25 3H28ZM45 0H40V3H44ZM4 19L3 16H0V21H2ZM7 30L4 29L3 31H0V42H2L3 38H4V34ZM16 35H19V32L17 31Z\"/></svg>",
    "mask_w": 264,
    "mask_h": 264
}]
</instances>
